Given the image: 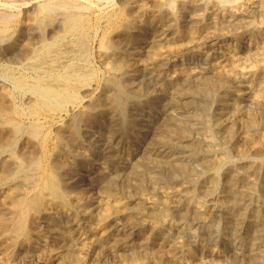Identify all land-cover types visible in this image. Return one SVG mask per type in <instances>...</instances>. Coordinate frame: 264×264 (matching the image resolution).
<instances>
[{"label":"rangeland","instance_id":"rangeland-1","mask_svg":"<svg viewBox=\"0 0 264 264\" xmlns=\"http://www.w3.org/2000/svg\"><path fill=\"white\" fill-rule=\"evenodd\" d=\"M25 1H26L25 5L22 4L20 6H16L17 8L14 7L12 9V12L14 13L15 18L8 23V30L3 34H0V69H1L0 72L2 71L0 73V106H2V107H0V117L2 116L0 118V122H1V124H0V140H1L0 141L1 142V145H0V150H1L0 151V162H4L3 164L0 163V183H1L0 184V201H1L0 202V235H1L0 236V261H2V262H0V264H5V263L6 264H39V263L40 264H90V263L91 264H102L103 260L105 261L103 264H106V263L107 264H116V262H117V264H126V260H127L128 256H129L128 259L133 258V256H134L133 259L135 260V263L139 264L138 249H137L138 248L137 244L139 241H145L146 242L147 247L145 250H146L147 256H151L152 254L157 253V252L160 253V254L157 253V256L154 258L151 257L152 259L150 257H148L146 262H149V264H155V263L156 264H166V263L167 264H177L173 260H168V256H167V252L169 250L167 239L170 237L171 234L173 236L178 235L179 238L183 242H185L192 250H195L197 248L198 244L200 242H202V240H204L206 236H208L209 234H212L214 239L217 240L216 246H213L214 249L216 250V253H217V256H214L215 257L214 259L217 260V261H215V260L214 261L217 264H219V263L220 264H264V255H263L264 254V236L261 238L259 243L254 245L249 250V249H247V245H246L245 241H243V240H231L224 233H222V232L218 233L217 231H214L213 226H212L213 221L210 218L208 220H206L204 223H201V222L196 223L195 221L193 222V220H191V219H186V221H184V222H178L179 226L177 225L178 226L177 229H175V227H173L174 226L173 223L175 221L164 220L163 221L164 227L158 233L155 232L154 230H152L151 227L147 224V222H144V220L147 219V213H146L147 210L145 209V206H144V201L146 200L145 197L147 199H152V200L156 201L157 203L161 202L163 200H167L175 192V190H178L185 185V183L183 181L169 182L165 178H162L161 181H159V183H158V186H157L158 191H155L156 194L152 193L151 191H149V189L145 188L142 191V198L140 200H138V205H136V206H133V204L130 205L132 203L130 200V197H128L126 195L124 197V194L121 193L120 191H118L119 189L118 190L113 189V190L109 191V190L105 189L104 187L102 189V186H96V185H93V184L86 182V181H82L83 183L81 182L80 183L81 185H79V186L78 185L73 186L74 188H72V187L66 188L65 191L67 193L66 192L65 193L67 195L65 193H64L65 195H63V193H60V194L58 193L59 185L57 187L58 189L55 190V193L48 189L49 180H50V178H52L51 174L55 175L54 172H52V169L50 166L52 164V162L56 161L62 165H64V163L67 162V163H65L66 165H64V166L69 167V168L71 166L73 167V165L75 164L74 167H79L80 170H82L81 174H86V172L84 170H86V169L87 170H93V172H94V170H96L98 168V166H99L98 164H100V162L105 160V157L100 150H94L92 148V146H90L88 144L87 135H85L84 133H83V135H81V143L79 145L80 147L76 146V150L81 151L80 153H82V154L86 153L85 155H89L88 161H81V159L79 157L75 156L70 151L71 146L70 147H68V146L60 147L59 146L57 149V144H58L59 139H60L62 127L66 128L67 120L72 115H79V116L82 115V113H85L86 111L89 110V108H88V107H90L89 105L93 104V102L97 99L98 95H100L102 92H110L113 90L111 84L113 83L114 78L119 76L118 71L115 68V62L118 61L119 58L121 59V60L119 59V61L122 63V65L123 66L126 65L125 66L126 68L124 67L125 73L120 77L121 80H119L120 84L124 85V86L122 85V87L127 89L129 86H131V87L137 89V88H140L142 86L141 88H143V93H142V95H140L141 97L139 96L140 99L139 98L137 99V102L139 103V105H138L139 107L137 110L138 113L136 112L134 114V117L132 119L130 118L131 121H130V119L127 121L128 127L125 131L122 130L120 122L116 121L118 118L115 114H110L108 116H104L101 118L100 122H96L95 124H92L91 126H89L92 137L96 141L99 139L97 141L98 146L101 144H109L111 147H113L117 150V153L119 154L120 157L123 156L122 158L127 157V159H129L131 157L130 156L131 153L138 154L140 152L141 146H139L137 140L144 138V136L142 134L140 135L139 131L144 126L156 125L159 122H161V119L163 120V116H164L163 110L165 108V103L170 102L168 105L169 106L168 112H170V113L173 112L172 115L174 114L179 118L180 117L183 118V117H185L186 112L189 110L186 109L183 105L181 106V102L179 99L182 97V95L184 93L183 91L185 90L186 86L188 87V86L192 85L194 82H197L202 78H210V79L212 77L216 78V75L220 76L223 74L222 72L229 71V72H227L228 76L225 78L226 82L231 84V86H238V84L239 85L241 84L240 86H242V88L244 90V94L246 97L244 99L236 98V102H237L236 103V109L228 110V114L233 115L235 112L236 113L234 116L230 117V119H226L225 121L223 120L225 118V116L219 113L220 111L217 108L218 107L217 101L215 100V102H213L214 99H208L207 105H208V109L209 108L210 109L207 112L208 115L206 114V119L208 121H211L210 116H212V114L216 115V113H217L216 118L218 119V121L220 123L223 121L222 123L231 124V126L234 128L233 131H235V132H233L234 135H233V138L230 142L227 141L225 143V142H221L220 140L219 141L217 140L218 141V143H217L218 147H215L217 149V151L219 152L216 155V159L218 161L217 169H218V171L222 172V170L226 167V165L229 161H243V162H245L246 158L248 160H254L256 158V156H257V158L259 157L260 159L261 158L262 159L260 160L259 158L258 159L256 158L255 161L261 162V164H264V158H263L264 146H262V144L264 145V122H263L264 121V103L259 104V106H255L254 104L249 103V100H248V98L254 92H256L258 90L263 91V93H264V86H263L264 85V83H263L264 77H262V76L259 77L260 74H257L259 69H264V68H262L264 66V57H263L264 56V49L262 48V47H264L263 46L264 45V40H263L264 39V28H263L264 22H262V21H264V16H263L264 15V5H263L264 0H241L243 2H240V0H239L237 3L232 4V5L231 4L223 5L220 2L218 3L217 0H206V1L205 0H176L175 4H174L175 9L173 8L172 10L168 7L166 0H86V1L90 2L91 4L93 2V4H92L90 9H86L85 11L82 12V16L84 17V19L85 20H86V18L88 19V20H86V23H87V27L90 28L89 31L87 32V34L84 36V37H86V38H84V43L85 42L86 43L84 44V47L82 49L83 52H82L80 57L79 56L78 57L77 56H72V57L70 56V60L69 61L67 60V63L65 62L66 66L64 64H61L60 66L55 67V71L58 69V71H56L57 73H63V72L70 70V69H74L75 71H77L78 81L76 80V83H75L76 85L74 84V86H73L74 87V94H75L74 98L76 101L74 99L73 100L71 99L68 102H66V104L63 105L64 107L63 106L60 108L57 107L58 110L57 109H55V110L50 109L49 110V109L45 108L46 110H44V111H46V112H44L41 109H37V110L34 109L33 106H34V102L36 100V96L32 93L21 90V89L17 88L16 86L14 88L13 82L12 81L10 82L9 78H7V76L4 74V70H7L11 73H13V72L18 73V72L22 71L24 74H26V77L29 80H31L33 78V76L35 75V73L33 70L28 68V65L31 63V61H33L36 58L35 54H32V52L34 53V51H32V50L35 49L36 47H39L38 44H41L40 40L42 38L44 39L45 36H46L45 39L48 40V39H51L54 35H56V33L61 32L60 28H62V25L59 24V22H61L60 21L61 17L59 14L54 15L51 18V21H47L48 23L51 22V24H47V22H46L45 23L46 27H45V25L40 27L36 23L35 13H33V12H35V9H34L35 6H33L34 2L31 1L32 2L31 3L28 0H25ZM216 4H218V5L216 6ZM143 7L147 8V9H145ZM257 7H259V8H257ZM202 8H204V9H202ZM137 9H139L140 11L139 10L136 11ZM209 9H211V10H209ZM200 11L202 14L200 13ZM15 13H17V14H15ZM261 13H263V14H261ZM199 14H200V17H199ZM126 15H127V17H126ZM154 16H156V17H154ZM56 17H58V18H56ZM129 17H131V18H129ZM153 17H154V19H153ZM31 18H33V19H31ZM89 18H90V20H89ZM254 19H258L259 21L254 20ZM235 20H237V21H235ZM15 21H17V22H15ZM94 21H96V22L94 23ZM233 21H234V23H233ZM250 21H252V22H250ZM227 22H228V24H227ZM244 22H245V24H244ZM187 23H189V24H187ZM238 23H239V25H238ZM248 23H250V24H248ZM93 24H94V26H93ZM191 24H193V25H191ZM106 25L108 28L106 27ZM218 25H220V26H218ZM222 25H223V28H221ZM216 26H218V27H216ZM186 27H187V29H186ZM38 28L40 29L39 30L40 33L42 30L41 34L38 32ZM162 28H164V29H162ZM234 28H236V30ZM251 28H252V30L254 29L255 32L252 31ZM230 29H232L234 32ZM36 30H37V32H36ZM127 30H128V32H127ZM162 30H164V31H162ZM177 30L179 32H177ZM249 30H251L250 34H248ZM133 31H135V32H133ZM192 31H195L194 32L195 34ZM218 31H220V32H218ZM212 32L213 33L215 32L213 34L214 35L213 37L215 40L214 39L209 40L210 37H208V36H212L211 35ZM29 33H31V34H29ZM190 34L193 37H191ZM17 35H19L20 37ZM39 36L41 37V39ZM108 36H109V38H108ZM167 36H168V38H167ZM202 38H204V39H202ZM205 38L208 40H206ZM184 39H185V41H184ZM33 40H35V41H33ZM107 40H108V42H107ZM195 40H196V42H195ZM71 41H73L72 37L67 35V36H65V38H62V40H60L58 42L57 47H59V46L64 47L67 43H70ZM180 41H181V45H180ZM109 42L111 43V45ZM115 42H120L119 43L120 45L118 43H115ZM177 42L179 43V45L177 44ZM221 42H223V43H221ZM36 43H37V45H36ZM168 43L170 45H168ZM164 44H165V50H164ZM166 44L168 46H166ZM85 45L87 47H85ZM113 45H115V46H113ZM116 45H117V47H116ZM126 45H127V47H126ZM172 45L175 47L173 48ZM150 46H152V47H150ZM153 47H155V48L153 49ZM157 47L158 48L160 47L161 49L160 48L158 49ZM31 48H32V50H31ZM113 49H115V50H113ZM122 49H123V51H121ZM137 49H139V50H137ZM253 49H254V51H253ZM257 49H258V52H256ZM117 50H119V51H117ZM133 50H135V51H133ZM151 50H154V51H151ZM106 51H107V53H106ZM127 52L128 53L132 52V53L128 54ZM141 52H142V54H141ZM148 52H149V54H148ZM143 54L146 56L148 55L147 56L148 58L146 57L147 60L149 59L148 62H147L146 58H143V57H145ZM247 54L250 55L249 58H248ZM13 55H15L14 58H13ZM28 55L31 58L30 57L28 58ZM82 55H84V56H82ZM231 56L233 59L231 58ZM255 56H257V57H255ZM27 58L30 60L28 61ZM2 59H4V60H2ZM238 59H241L243 61H241V60L238 61ZM207 60H208V62H207ZM214 60H215V62H214ZM216 60L219 62H217ZM73 61L76 63H74ZM149 61H151V62H149ZM106 62L109 64H107ZM154 62H155V64H154ZM237 62L240 64H238ZM71 63L72 64L74 63V64L72 65ZM216 63H218V64H216ZM222 63L224 64V67H223ZM234 64H235V66H234ZM77 65H78V67H77ZM106 65H108V67ZM232 65L234 66L233 68H232ZM159 66H162V67H159ZM196 67H198V68L202 67V68L197 69ZM250 67H252V68H250ZM210 68H212V69H210ZM218 68L221 70H218ZM246 68L249 70H247ZM140 69H142V70H140ZM189 69H190V71H194L195 76H188L187 78H185L184 77L185 73L187 71H189ZM222 69H225V70L222 71ZM179 70H181L182 74L179 73ZM245 70H246V72H245ZM230 71L232 73H233V71H234V73L235 72L238 73L237 74L238 78L240 77V78H242V80L238 79V78L233 79V77L231 75H229V73H231ZM80 72H81V75H85V77L84 76L81 77V75H79ZM171 73L172 74L174 73V74L172 75ZM86 74H88L87 75L88 77L86 76ZM209 74H210V76H209ZM1 76H4V77H1ZM30 76H31V79H30ZM91 76L93 77V79ZM145 76L148 80L145 78ZM150 76L152 78H150ZM155 76L157 77L158 82L163 81L164 84H166L167 88H169V86H168L169 83L172 84L173 90H170V89H167V90L162 89L161 90L160 89L161 90L160 91L158 89V87L156 86L157 84L154 82L153 78ZM199 76H201L202 78H200ZM47 77H48V79H52V76H50V77L47 76ZM3 78H5V79H3ZM79 78L81 80H84V81L87 79V81H85L86 83L84 81L79 80ZM193 78H194V81H193ZM228 78H229V80L227 81ZM259 78H262V79H259ZM6 79H8V80H6ZM58 79L54 78V80H58ZM167 80L169 81V83H167L168 82ZM187 81H189V83H187ZM254 81H255V83H254ZM82 82H84V84ZM104 82H106V83L104 84ZM235 82H237V84ZM242 83H244V84H242ZM245 83H246V85H245ZM260 84H262V85H260ZM87 85H88V87H87ZM101 85H102V87H101ZM79 86H80V90H79ZM81 86H83V87H81ZM151 86H152V88H150ZM174 86H176V88ZM96 87L97 88L99 87V88L96 89ZM92 88H94V89H92ZM103 88H105V89H103ZM156 90L157 91L159 90V92H157ZM249 90H251V91H249ZM149 91H150V93L155 94L154 95L155 98L152 97L154 99H152V98L149 99L147 97V94H148L147 92H149ZM245 91H246V93H245ZM177 92H178V94H177ZM251 92H252V94H251ZM79 93H81V94H79ZM179 93H181V94H179ZM19 95H21V96L19 97ZM9 96H11V97H9ZM15 97H17V98H15ZM73 101H74V103H70ZM147 101H149V103ZM24 103H25V105H24ZM132 103H133L132 101H129V104H132ZM153 103H155V104H153ZM248 103L250 105H248ZM7 105H8V107H7ZM5 106H6V108H5ZM82 106H83V108H82ZM162 106H164V107H162ZM69 107H70V109H69ZM78 107H80V108H78ZM176 107H178V108H176ZM213 107H215L216 109ZM16 108H18V109H16ZM10 109H11V111H10ZM23 109L25 110L26 113L24 112ZM251 109L254 111H251ZM139 111H141V112H139ZM162 111H163V113H162ZM3 113H6V114H3ZM13 113H14V115H13ZM22 113L24 115H22ZM41 115H43V116H41ZM54 115H56V116H54ZM244 115H246V117H244ZM248 116L249 117L251 116L254 118L253 120H255L254 123L256 124L255 125L256 129L246 127L247 126V123H246L247 119L246 118H248ZM235 118H237V119L235 120ZM238 120H239V122H238ZM27 121L30 122L31 124L27 123ZM6 122H8V124ZM117 122H119V123H117ZM241 122H242V124H241ZM12 123H14V124H12ZM22 124H24V125H22ZM12 125H13V127H12ZM14 125L15 126L18 125V126L15 127ZM243 125H244V127H243ZM31 126H32V128H31ZM56 129H58V130H56ZM12 131L13 132L15 131L14 132L15 134ZM23 131H25V132H23ZM11 132L13 134H11ZM33 132L35 135L33 134ZM256 132H258V133H256ZM30 134H32L33 136ZM253 137L255 140L253 139ZM9 138H11V139H9ZM239 140H240V142H239ZM17 141H18V143H17ZM241 141H243V142H241ZM253 141H254V143H253ZM28 142H30V143H28ZM46 142H48V143H46ZM219 143H220V145H219ZM240 143L243 146L240 145ZM233 145H235V146H233ZM228 146H230V147H228ZM7 147H9V149ZM248 147H249V149H248ZM100 148H101V146H100ZM20 149H22V150H20ZM37 150L39 151V154H38ZM240 151H243L245 154L247 153L248 155L246 154V156H243L244 157L243 158L240 156ZM10 152H11V156L8 155V154H10ZM32 152H33V154H32ZM66 152H67V154H66V158H65ZM60 153L62 156L60 155ZM253 153H255V154H253ZM52 155H53L54 159L52 158ZM218 155L219 156L222 155V156L219 157ZM251 156H253L254 159ZM25 157H26V160H25ZM72 160H74V161H72ZM226 160H227V162H226ZM50 161H52V162H50ZM15 163L21 164L20 170L17 171V169L15 168V165H16ZM246 163H247V161H246ZM27 164H28V166H27ZM34 164H36V165H34ZM38 164H39V166H38ZM82 164H84V165H82ZM12 166H13V168H12ZM34 167H35V170L32 169ZM22 171H23V173H22ZM29 171H31V172H29ZM18 173H19V175H18ZM34 173H36V174H34ZM92 175L93 174H91V176ZM29 176H31V177H29ZM9 177H11L12 179ZM254 177L258 183L257 184L258 193L260 195H262V197H264V174L262 176H259V174H256V175H254ZM7 181H8V183H6ZM25 182H26V184H25ZM168 182L170 185L168 184ZM28 183L29 184L31 183L30 184L31 186ZM6 184H8V186ZM45 184H47V185L45 187H43ZM172 187H175V188H172ZM18 188H21V189H18ZM23 188H24V190H23ZM40 189H42V190H40ZM69 189H71V190H69ZM172 190H174V192ZM23 191H25V193ZM31 191L33 193H31ZM87 191L90 195L87 193ZM115 191H117V193ZM70 193L71 194H74V193L79 194L83 198L82 208L78 209V208L72 206V202L70 200H68L69 199L68 195ZM3 194H5L6 196ZM61 195L64 197H61ZM85 195H86V197H85ZM157 195H159V197ZM163 195H164V197H163ZM2 196H3V198H1ZM13 196H15V197H13ZM56 196H57V198H56ZM19 197H21V198H19ZM103 197L104 198L106 197V198L104 199ZM61 198H63V199H61ZM16 199H18V200H16ZM211 199L213 200L214 196H210V198L209 197L205 198V200H202V204L205 207H209L211 205V201H212ZM31 200H34V202ZM104 200H106V201H104ZM27 202H28V204H26ZM100 203H104V205H106L107 211L100 210V212H98L96 215H94V213L92 212L94 210L93 207L95 208L97 205H100ZM9 204L10 205L12 204V206H9ZM22 205L24 208L22 207ZM66 206H67V208H66ZM68 207H70V208H68ZM85 207H87V208H85ZM4 209H5V211H2ZM20 210L25 211L24 212V224L27 223L26 226H28V227L24 228V232L22 234L25 235L26 239L22 234L15 236L11 232V230H9V228H11L10 224L11 225L14 224L15 220H17V218L19 217L20 212H21ZM39 210H41V211H39ZM110 210H114V211H116L117 214H119L118 218L116 219L118 224L115 227L112 226L111 223L106 218V213L109 212ZM51 211H52V213H51ZM11 212H12V214H11ZM28 214H30V215H28ZM37 214H38V216H37ZM103 214H105V215H103ZM91 216H93V217H91ZM88 218L92 221H90ZM76 219H78V220H76ZM29 220L32 222H29ZM151 221L153 224H155V222H156V220L154 218H152ZM2 223H4L5 225L3 226ZM59 224H60V227H59ZM137 224H141L142 227L139 229H135L134 227ZM48 225H50V226H48ZM91 225L95 226V227H92ZM36 227H37V230H36ZM61 227H63V228H61ZM28 228L30 229L31 234L27 238L26 232H27ZM87 228H88V230H87ZM44 229L47 231H45ZM53 229H54V231H53ZM32 230H34V231L32 232ZM7 231H8V234H7ZM45 232H48L49 234L45 233ZM74 232H76V234ZM53 233H56L57 236L60 238L59 242H56L53 239ZM81 233H82V235H81ZM88 233H89V235H87ZM62 236H64V237H62ZM129 237H131V239H132L130 246H128L125 249H120L117 245L118 244L117 242L121 241V240H119V238L124 240V239L129 238ZM42 238L44 239L45 243H44ZM88 238H89V240H88ZM77 239L81 243L80 244L77 243L74 245V243L76 242ZM61 241H63V242H61ZM3 242H5V243H3ZM31 242H33V243H31ZM15 243H16V245H15ZM100 243H101V245H100ZM71 246H74V248ZM262 246H263V248H262ZM39 247H41V249ZM42 247H43V249H42ZM47 247H48V249H47ZM53 249H54V251H53ZM65 251H67V252L69 251V252L66 253ZM4 252H7V254ZM56 252L58 254H60V253H64V254L60 255L61 258L56 257V259H55ZM103 254L105 256H107V258L105 256L103 258ZM45 257H47V259ZM90 258H92V259H90ZM208 259L209 260H207V263L210 264L211 258H208ZM7 260H8V262H7ZM108 260H109V263H108ZM14 261H16L17 263ZM112 261L114 263H112ZM221 261L223 263H221ZM146 262H145V264H146ZM185 264H196V263L193 260L189 259L186 261Z\"/></svg>","mask_w":264,"mask_h":264},{"label":"bare ground","instance_id":"bare-ground-1","mask_svg":"<svg viewBox=\"0 0 264 264\" xmlns=\"http://www.w3.org/2000/svg\"><path fill=\"white\" fill-rule=\"evenodd\" d=\"M34 2L35 6V18L36 23L41 27L45 25L46 22L51 21V18L59 14L61 17V22L59 24L62 25L61 32L56 33L51 39L46 40L41 39L40 37V43L38 44L39 47H36L35 49L31 50L34 51L32 54H35V59L31 61V63L28 65V68L34 71L35 75L33 78L29 80L26 77V74H24L22 71L18 73H11L7 70H4V74L9 78L10 82H13L14 88L15 86L21 90L27 91L29 93H32L36 96V100L34 102V109H41L46 110L52 109L55 110L60 107H62L66 102L69 100H75V94H74V84L76 83V80L78 81L77 77V71L74 69L67 70L63 73H57L58 69L55 71V67L60 66L61 64L65 65V62L67 63V60H70V56H81L83 52L84 47V37L90 28L87 27L86 20L82 16V12L86 9H90L92 4L86 0H28ZM168 7L172 10L174 8V4L176 0H166ZM206 1V0H205ZM204 1V2H205ZM218 3H222L223 5H229V4H235L239 0H217ZM31 2V3H32ZM95 2V1H94ZM240 2H243L240 0ZM262 2V1H261ZM25 0H0V34L5 33L8 30V23L12 21L15 18L14 13L12 12V9L16 6H20L22 4L25 5ZM203 4V3H202ZM103 5V4H102ZM165 5V4H164ZM207 5V4H206ZM218 4H216L217 6ZM264 5V4H263ZM97 6V5H96ZM205 6V5H204ZM203 6V7H204ZM262 6V5H261ZM102 7V6H101ZM166 7V6H165ZM225 7V6H224ZM17 8V7H16ZM145 8V7H143ZM181 8V7H180ZM259 8V7H257ZM263 8V7H262ZM147 9V8H145ZM165 9V8H164ZM175 9V8H174ZM182 9V8H181ZM204 9V8H202ZM261 9V8H260ZM18 10V9H17ZM137 9L136 11H138ZM206 10V9H205ZM211 10V9H209ZM262 10V9H261ZM88 11V10H87ZM92 11V10H91ZM114 11V10H113ZM140 11V10H139ZM202 11V10H201ZM200 11V13H201ZM112 12V11H111ZM133 12V11H132ZM171 12V11H170ZM204 12V11H203ZM32 13V12H31ZM30 13V14H31ZM32 13V14H33ZM134 13V12H133ZM132 13V14H133ZM260 13V12H259ZM17 14V13H15ZM135 14V13H134ZM202 14V13H201ZM238 14V13H237ZM258 14V13H257ZM263 14V13H261ZM58 15V16H59ZM97 15V14H96ZM130 15V14H129ZM170 15V14H169ZM177 15V14H176ZM17 16V15H16ZM34 16V15H33ZM32 16V17H33ZM111 16V15H110ZM173 16V15H172ZM215 16V15H214ZM264 16V15H263ZM127 17V15H126ZM156 17V16H154ZM153 17V19H154ZM200 17V14H199ZM58 18V17H56ZM131 18V17H129ZM173 18V17H172ZM176 18V17H175ZM33 19V18H31ZM116 19V18H115ZM119 19V18H118ZM170 19V18H169ZM200 19V18H199ZM238 19V18H237ZM259 19V18H258ZM254 19V20H258ZM30 20V19H29ZM90 20V18H89ZM127 20V19H126ZM176 20V19H175ZM230 20V19H229ZM260 20V19H259ZM258 20V21H259ZM18 21V20H17ZM15 21V22H17ZM171 21V20H170ZM237 21V20H235ZM239 21V20H238ZM257 21V22H258ZM92 22V21H91ZM96 21H94L95 23ZM126 22V21H125ZM124 22V23H125ZM201 22V21H200ZM252 22V21H250ZM254 22V21H253ZM264 22V21H262ZM14 23V22H13ZM154 23V22H153ZM212 23V22H211ZM221 23V22H220ZM224 23V22H223ZM234 23V21H233ZM242 23V22H241ZM34 24V23H33ZM47 24H51L47 22ZM127 24V23H126ZM129 24V23H128ZM135 24V23H134ZM151 24V23H150ZM167 24V23H166ZM175 24V23H174ZM178 24V23H177ZM189 24V23H187ZM194 24V23H193ZM191 24V25H193ZM204 24V23H203ZM228 24V22H227ZM245 24V22H244ZM250 24V23H248ZM261 24V23H260ZM264 24V23H263ZM36 25V24H35ZM138 25V24H137ZM168 25V24H167ZM181 25V24H180ZM221 25V24H220ZM218 25V26H220ZM224 25V24H223ZM223 25L221 28H223ZM239 25V23H238ZM94 26V24H93ZM128 26V25H127ZM175 26V25H174ZM195 26V25H194ZM216 26V27H218ZM225 26V25H224ZM237 26V25H236ZM244 26V25H243ZM255 26V25H254ZM44 27V28H45ZM107 27V25H106ZM132 27V26H131ZM130 27V28H131ZM138 27V26H137ZM136 27V28H137ZM165 27V26H164ZM230 27V26H229ZM241 27V26H240ZM256 27V26H255ZM92 28V27H91ZM108 28V27H107ZM111 28V27H110ZM134 28V27H133ZM166 28V27H165ZM168 28V27H167ZM204 28V27H203ZM228 28V27H227ZM231 28V27H230ZM250 28V27H249ZM254 28V27H253ZM257 28V27H256ZM255 28V29H256ZM264 28V27H263ZM43 29V28H42ZM95 29V28H94ZM132 29V28H131ZM164 29V28H162ZM187 29V27H186ZM217 29V28H216ZM226 29V28H225ZM236 30V28H234ZM40 29L38 28V32ZM45 30V29H44ZM121 30V29H120ZM119 30V31H120ZM133 30V29H132ZM197 30V29H196ZM212 30V29H211ZM214 30V29H213ZM232 30V29H230ZM244 30V29H243ZM252 30V28H251ZM251 30H249L248 34L251 33ZM10 31V30H9ZM125 31V30H124ZM164 31V30H162ZM206 31V30H205ZM233 31V30H232ZM254 31V29L252 30ZM258 31V30H257ZM37 32V30H36ZM44 32V31H43ZM109 32V31H108ZM128 32V30H127ZM132 32V31H131ZM135 32V31H133ZM177 32H179L177 30ZM193 33L195 31H192ZM207 32V31H206ZM220 32V31H218ZM234 32V31H233ZM245 32V31H244ZM255 32V31H254ZM42 33V30H41ZM40 33V34H41ZM115 33V32H114ZM185 33V32H184ZM215 33V32H214ZM212 32V36L209 40L214 39V34ZM226 33V32H225ZM25 34V33H24ZM31 34V33H29ZM119 34V33H118ZM174 34V33H173ZM192 34V33H191ZM190 34V36H191ZM195 34V33H194ZM237 34V33H236ZM239 34V33H238ZM255 34V33H254ZM22 35V34H21ZM44 35V34H43ZM72 37V40L70 43H67L64 47H57L58 42L62 40V38H65V36ZM131 35V34H130ZM165 35V34H164ZM243 35V34H242ZM19 36V35H17ZM30 36V35H29ZM38 36V35H37ZM231 36V35H230ZM238 36V35H237ZM236 36V37H237ZM2 37V36H1ZM20 37V36H19ZM31 37V36H30ZM29 37V38H30ZM38 37V38H39ZM157 37V36H156ZM155 37V38H156ZM160 37V36H159ZM172 37V36H171ZM193 37V36H191ZM200 37V36H199ZM235 37V36H234ZM32 38V37H31ZM35 38V37H34ZM33 38V39H34ZM37 38V37H36ZM88 38V37H87ZM107 38V37H106ZM109 38V36H108ZM158 38V37H157ZM168 38V36H167ZM190 38V37H189ZM220 38V37H219ZM226 38V37H225ZM239 38V37H238ZM237 38V39H238ZM2 39V38H1ZM26 39V38H25ZM113 39V38H112ZM151 39V38H150ZM149 39V40H150ZM153 39V38H152ZM162 39V38H161ZM186 39V38H185ZM184 39V41H185ZM188 39V38H187ZM204 39V38H202ZM206 39V38H205ZM31 40V39H30ZM39 40V39H38ZM189 40V39H188ZM208 40V39H206ZM215 40V39H214ZM239 40V39H238ZM264 40V39H263ZM11 41V40H10ZM35 41V40H33ZM64 41V40H63ZM89 41V40H88ZM115 41V40H114ZM117 41V40H116ZM165 41V40H164ZM183 41V40H182ZM190 41V40H189ZM225 41V40H224ZM39 42V41H38ZM69 42V41H68ZM108 42V40H107ZM196 42V40H195ZM241 42V41H240ZM110 43V42H109ZM120 43V42H115ZM127 43V42H126ZM154 43V42H153ZM152 43V44H153ZM186 43V42H185ZM213 43V42H212ZM223 43V42H221ZM226 43V42H225ZM236 43V42H235ZM125 44V43H124ZM123 44V45H124ZM155 44V43H154ZM179 45V43L177 42ZM215 44V43H214ZM218 44V43H217ZM261 44V43H260ZM10 45V44H9ZM37 45V43H36ZM111 45V43H110ZM120 45V44H119ZM149 45V44H148ZM156 45V44H155ZM168 45H170L168 43ZM166 44V46H168ZM181 45V41H180ZM184 45V44H183ZM206 45V44H205ZM115 46V45H113ZM157 46V45H156ZM155 46V47H156ZM160 46V45H159ZM173 46V45H172ZM187 46V45H186ZM264 46V45H263ZM23 47V46H22ZM85 47H87L85 45ZM111 47V46H110ZM117 47V45H116ZM119 47V46H118ZM127 47V45H126ZM152 47V46H150ZM153 47V49L155 48ZM175 46H173L174 48ZM183 47V46H182ZM196 47V46H195ZM123 48V47H122ZM146 48V47H145ZM158 48V47H157ZM160 48V47H159ZM158 48V49H159ZM191 48V47H190ZM264 49V47H262ZM128 49V48H127ZM161 49V48H160ZM163 49V48H162ZM168 49V48H167ZM196 49V48H195ZM204 49V48H203ZM221 49V48H220ZM11 50V49H10ZM30 50V51H31ZM86 50V49H85ZM115 50V49H113ZM139 50V49H137ZM164 50H165V44H164ZM181 50V49H180ZM29 51V50H28ZM27 51V52H28ZM119 51V50H117ZM123 51V49L121 50ZM135 51V50H133ZM154 51V50H151ZM156 51V50H155ZM159 51V50H158ZM228 51V50H227ZM254 51V49H253ZM8 52V51H7ZM86 52V51H85ZM84 52V53H85ZM174 52V51H173ZM198 52V51H197ZM208 52V51H207ZM241 52V51H240ZM252 52V51H251ZM258 52V49L257 51ZM30 53V52H29ZM87 53V52H86ZM107 53V51H106ZM121 53V52H120ZM128 53V52H127ZM132 53V52H129ZM128 53V54H129ZM151 53V52H150ZM158 53V52H157ZM179 53V52H178ZM250 53V52H249ZM15 54V53H14ZM31 54V53H30ZM142 54V52H141ZM149 54V52H148ZM206 54V53H205ZM204 54V55H205ZM232 54V53H231ZM237 54V53H236ZM243 54V53H242ZM259 54V53H258ZM86 55V54H85ZM144 55V54H143ZM175 55V54H174ZM233 55V54H232ZM240 55V54H239ZM248 58H249V54ZM11 56V55H10ZM15 55H13L14 58ZM25 56V55H24ZM84 56V55H82ZM88 56V55H87ZM146 58L147 56L144 55ZM258 56V55H257ZM255 56V57H257ZM12 57V56H11ZM17 57V56H16ZM27 57V56H26ZM30 56L28 55V58ZM108 57V56H107ZM123 57V56H122ZM136 57V56H135ZM142 57V56H141ZM152 57V56H151ZM242 57V56H241ZM262 57V56H261ZM264 57V56H263ZM5 58V57H4ZM27 58V59H28ZM31 58V57H30ZM33 58V57H32ZM86 58V57H85ZM148 58V57H147ZM146 58V60H147ZM150 58V57H149ZM159 58V57H158ZM162 58V57H161ZM232 58V56H231ZM236 58V57H235ZM244 58V57H243ZM242 58V59H243ZM259 58V57H258ZM24 59V58H23ZM74 59V58H73ZM111 59V58H110ZM113 59V58H112ZM115 59V58H114ZM118 59V58H117ZM120 59V58H119ZM115 62V68L118 71V77H115L113 80L112 88L113 90L110 92H102L100 95H98L97 99L93 102L92 105H89L90 107L88 111L85 113H82V115H72L67 120V126L66 128L61 129V135L59 142L57 144L58 147H70V151L77 157L81 159V161H88V156L80 153L81 151L76 150V146H79L81 143V135L83 133L87 135L88 138V144L92 146L94 150H100L105 160L100 162L98 164V168L96 170H84L86 174H81V171L79 167H73L71 166L66 167L65 162L64 165L54 161L52 162L51 169L52 172H54L55 175H52V178H50L48 183V189L50 191H53L55 193V190L58 189V193H63L65 195L67 192L65 191L66 188H74L73 186L81 185L80 183L82 181L89 182L96 186H102L109 191L113 189H119L121 193L130 197L131 204L133 206L138 205V200L142 198V191L147 188L152 193H155L157 190V186L159 181H161L162 178H165L169 182H177V181H183L185 185L178 189V190H172L174 193L167 199L163 200L161 202H156L152 199H147L145 197L144 206L147 210V219L144 220V222H147V224L151 227L152 230L155 232H159L163 229V221L164 220H170L175 221L173 223V227L175 229L178 228V222H184L186 219H191L193 222L196 223L201 222L204 223L209 218L212 219L213 223V230L217 231L218 233H224L227 235V237L231 240H243L246 242L247 249H251L254 245L260 242L261 238L264 236V197L258 193L257 189V181L255 180L254 175L259 174V176H262L264 174V164H261V162H257L254 160H248L246 158V161H229L226 165V167L221 171H218L217 165L218 161L216 159L217 149L215 147H218L217 143L220 140L221 142H230L233 138V127L231 124H225L220 123L218 119L216 118L215 114H212L210 116L211 121H208L206 119V114L209 111L208 109V99H214L217 101V108L220 111L219 113L224 115L226 119H230V117L234 116L228 114V110L236 109V98L244 99L246 96L244 94V90L242 86L238 84V86H231L228 82H226V77L228 76L227 72H222L223 74L220 76L216 75V78L212 77L210 78H202L199 76L200 79L197 82H194L190 86H186L185 90L183 91L182 97L179 99L181 102V106L183 105L186 109L189 111L186 112L185 117L179 118L176 115H172V113L168 112L169 109V103H165L164 108V116L163 120L161 119V122H157L156 125H147L141 128L140 135L142 134L144 136L143 139H138L137 142L140 148V152L138 154H130V158H122L117 153V150L113 147H111L109 144H101L97 145V141L92 137V134L90 132L89 126L92 124H95L96 122H100L101 118L104 116H108L110 114H115L117 116V120L119 121L122 127V130L127 129V121L134 117V114L138 113V105L137 99L140 95L143 93V88H133L129 86L127 89L122 87L119 80H121V76L125 73V69L122 63L119 61ZM142 59V58H141ZM212 59V58H211ZM229 59V58H228ZM233 59V58H232ZM246 59V58H245ZM257 59V58H256ZM4 60V59H2ZM16 60V59H15ZM30 59H28L29 61ZM77 60V59H76ZM85 60V59H84ZM121 60V59H120ZM145 60V61H146ZM149 60V59H148ZM147 60V62H148ZM174 60V59H173ZM230 60V59H229ZM241 59H238V61ZM250 60V59H249ZM255 60V59H254ZM263 60V59H262ZM72 61V60H71ZM107 61V60H106ZM141 61V60H140ZM217 61V60H216ZM243 61V60H241ZM240 61V62H241ZM258 61V60H257ZM25 62V61H24ZM74 62V61H73ZM85 62V61H84ZM146 62V63H147ZM151 62V61H149ZM208 62V60H207ZM210 62V61H209ZM215 62V60H214ZM219 62V61H217ZM225 62V61H224ZM223 62V63H224ZM260 62V61H259ZM28 63V62H27ZM76 63V62H74ZM73 63V64H74ZM83 63V62H82ZM107 63V62H106ZM137 63V62H136ZM211 63V62H210ZM222 63V64H223ZM238 63V62H237ZM6 64V63H5ZM20 64V63H19ZM72 64V63H71ZM72 64V65H73ZM81 64V63H80ZM109 64V63H107ZM155 64V62H154ZM162 64V63H161ZM218 64V63H216ZM227 64V63H226ZM231 64V63H230ZM240 64V63H238ZM8 65V64H7ZM18 65V64H17ZM76 65V64H75ZM90 65V64H89ZM88 65V66H89ZM137 65V64H136ZM215 65V64H214ZM213 65V66H214ZM19 66V65H18ZM66 66V65H65ZM108 67V65H106ZM145 66V65H144ZM147 66V65H146ZM150 66V65H149ZM206 66V65H205ZM209 66V65H208ZM218 66V65H217ZM227 66V65H226ZM235 66V64H234ZM232 65V68L234 67ZM27 67V66H26ZM76 67V66H75ZM74 67V68H75ZM78 67V65H77ZM142 67V66H141ZM151 67V66H150ZM162 67V66H159ZM158 67V68H159ZM216 67V66H215ZM219 67V66H218ZM224 67V64H223ZM222 67V68H223ZM260 67V66H259ZM16 68V67H15ZM18 68V67H17ZM25 68V67H24ZM27 68V69H28ZM60 68V67H59ZM66 68V67H65ZM71 68V67H70ZM80 68V67H79ZM126 68V67H125ZM197 69L202 67H196ZM206 68V67H205ZM238 68V67H237ZM252 68V67H250ZM264 68V66L262 67ZM84 69V68H83ZM82 69V70H83ZM143 69V68H142ZM140 69V70H142ZM146 69V68H145ZM144 69V70H145ZM161 69V68H160ZM191 69V68H190ZM187 71L185 73V78L188 76H195L194 71ZM195 69V68H194ZM212 69V68H210ZM217 69V68H216ZM241 69V68H240ZM247 69V68H246ZM1 70V69H0ZM23 70V69H22ZM63 70V69H62ZM81 70V71H82ZM89 70V69H88ZM93 70V69H92ZM143 70V71H144ZM193 70V69H192ZM203 70V69H202ZM218 70H221L218 68ZM225 69H222V71ZM231 70V69H230ZM249 70V69H247ZM13 71V70H12ZM15 71V70H14ZM26 71V70H25ZM79 71V70H78ZM85 71V70H84ZM96 71V70H95ZM115 71V70H114ZM201 71V70H200ZM208 71V70H207ZM216 71V70H215ZM236 71V70H235ZM244 71V70H243ZM255 71V70H254ZM257 71V70H256ZM2 72V71H1ZM0 72V73H1ZM88 72V71H87ZM148 72V71H147ZM154 72V71H153ZM197 72V71H196ZM212 72V71H211ZM231 72V71H230ZM246 72V70H245ZM176 73V72H175ZM179 73H181V70H179ZM30 74V73H29ZM113 74V73H112ZM128 74V73H127ZM139 74V73H138ZM172 74V73H171ZM174 74V73H173ZM172 74V75H173ZM184 74V73H183ZM238 73H229L233 77V79L238 78ZM245 74V73H244ZM255 74V73H254ZM257 74H260L259 77H264V69H259ZM81 75V72L79 73ZM88 74H86L87 76ZM98 75V74H97ZM108 75V74H107ZM110 75V74H109ZM149 75V74H148ZM153 75V74H152ZM208 75V74H207ZM47 76H52V79H48ZM85 75H81V77ZM111 76V75H110ZM142 76V75H141ZM147 76V75H146ZM145 76V78H146ZM171 76V75H170ZM198 76V75H197ZM205 76V75H204ZM203 76V77H204ZM210 76V74H209ZM244 76V75H243ZM250 76V75H249ZM4 77V76H1ZM88 77V76H87ZM92 77V76H91ZM97 77V76H96ZM165 77V76H164ZM172 77V76H171ZM170 77V78H171ZM207 77V76H206ZM242 77V76H241ZM252 77V76H251ZM54 78L58 80H54ZM150 78H152L150 76ZM167 78V77H166ZM169 78V77H168ZM192 78V77H191ZM5 79V78H3ZM93 79V77H92ZM100 79V78H99ZM141 79V78H140ZM147 79V78H146ZM154 82L157 84L156 86L160 90H173V85L169 83V79L167 80L169 83V88L166 87V84H164L163 81L158 82L157 77L155 76ZM165 79V78H164ZM196 79V78H195ZM241 79L242 78H238ZM262 79V78H259ZM258 79V80H259ZM264 79V78H263ZM8 80V79H6ZM79 80H81L79 78ZM142 80V79H141ZM148 80V79H147ZM166 80V79H165ZM184 80V79H183ZM182 80V81H183ZM187 80V79H186ZM189 80V79H188ZM229 78L227 79V81ZM256 80V79H255ZM84 81V80H81ZM87 81V79L85 80ZM84 81V82H85ZM110 81V80H109ZM108 81V82H109ZM125 81V80H124ZM194 81V78H193ZM235 81V80H234ZM244 81V80H243ZM242 81V82H243ZM246 81V80H245ZM84 82H82L84 84ZM91 82V81H90ZM98 82V81H97ZM96 82V83H97ZM86 83V82H85ZM106 82H104L105 84ZM136 83V82H135ZM144 83V82H143ZM189 83V81H187ZM191 83V82H190ZM228 83V84H227ZM232 83V82H231ZM237 84V82H235ZM255 83V81H254ZM253 83V84H254ZM264 83V81H263ZM262 83V84H263ZM95 84V83H94ZM174 84V83H173ZM178 84V83H177ZM244 84V83H242ZM260 84V85H262ZM76 85V84H75ZM78 85V84H77ZM127 85V84H126ZM147 85V84H146ZM150 85V84H149ZM176 85V84H175ZM246 85V83H245ZM12 86V85H11ZM124 86V85H123ZM128 86V85H127ZM133 86V85H132ZM145 86V85H144ZM264 86V85H263ZM83 87V86H81ZM88 87V85H87ZM90 87V86H89ZM102 87V85H101ZM104 87V86H103ZM138 87V86H137ZM146 87V86H145ZM176 88V86H174ZM99 88V87H98ZM96 87V89H98ZM106 88V87H105ZM103 88V89H105ZM152 88V86L150 87ZM174 88V89H175ZM181 88V87H180ZM183 88V89H184ZM250 88V87H249ZM252 88V87H251ZM94 89V88H92ZM149 89V88H148ZM12 90V89H11ZM80 90V86H79ZM159 90L157 92H159ZM160 90V91H161ZM253 90V89H252ZM76 91V90H75ZM145 91V90H144ZM169 91V90H168ZM251 91V90H249ZM22 92V91H21ZM152 92V91H151ZM253 92V91H252ZM251 92V94H252ZM26 93V92H25ZM77 93V92H76ZM146 93V92H145ZM147 97L151 99L154 97L155 94H152L147 92ZM156 93V92H155ZM246 93V91H245ZM248 93V92H247ZM81 94V93H79ZM92 94V93H91ZM157 94V93H156ZM166 94V93H165ZM170 94V93H169ZM178 94V92H177ZM181 94V93H179ZM250 94V93H249ZM3 95V94H2ZM22 95V94H21ZM19 95V97L21 96ZM83 95V94H82ZM88 95V94H87ZM86 95V96H87ZM4 96V95H3ZM16 96V95H15ZM32 96V95H31ZM181 96V95H180ZM248 96V95H247ZM8 97V96H7ZM11 97V96H9ZM141 97V96H140ZM146 97V96H145ZM144 97V98H145ZM170 97V96H169ZM174 97V96H173ZM178 97V96H177ZM4 98V97H3ZM17 98V97H15ZM80 98V97H79ZM86 98V97H85ZM155 98V97H154ZM152 98V99H154ZM35 99V98H34ZM140 99V98H139ZM168 99V98H167ZM166 99V100H167ZM173 99V98H172ZM17 100V99H16ZM157 100V99H156ZM161 100V99H160ZM249 103L254 104L255 106H259V104L264 103V93L263 91H256L254 92L249 98ZM15 101V100H14ZM21 101V100H20ZM76 101V100H75ZM129 101H132V104H129ZM155 101V100H154ZM175 101V100H174ZM178 101V100H177ZM19 102V101H18ZM31 102V101H30ZM89 102V101H88ZM149 103V101H147ZM163 102V101H162ZM22 103V102H21ZM70 103H74L70 102ZM82 103V102H81ZM164 103V102H163ZM248 103V105H250ZM6 104V103H5ZM28 104V103H27ZM78 104V103H77ZM80 104V103H79ZM155 104V103H153ZM152 104V105H153ZM25 105V103H24ZM33 105V104H32ZM75 105V104H74ZM81 105V104H80ZM87 105V104H86ZM215 105V104H214ZM18 106V105H17ZM158 106V105H157ZM211 106V105H210ZM2 107V106H0ZM8 107V105H7ZM23 107V106H22ZM58 107V108H57ZM64 107V106H63ZM67 107V106H66ZM65 107V108H66ZM87 107V106H86ZM148 107V106H147ZM164 107V106H162ZM212 107V106H211ZM262 107V106H261ZM6 108V106H5ZM11 108V107H10ZM28 108V107H27ZM80 108V107H78ZM83 108V106H82ZM158 108V107H157ZM178 108V107H176ZM215 108V107H213ZM250 108V107H249ZM18 109V108H16ZM70 109V107H69ZM172 109V108H171ZM216 109V108H215ZM24 110V109H23ZM40 110V111H41ZM62 110V109H61ZM68 110V109H67ZM140 110V109H139ZM162 110V109H161ZM178 110V109H177ZM213 110V109H212ZM256 110V109H255ZM11 111V109H10ZM17 111V110H16ZM27 111V110H26ZM42 111V112H43ZM66 111V110H65ZM64 111V112H65ZM74 111V110H73ZM162 111V113H163ZM181 111V110H180ZM251 111H254L251 109ZM262 111V110H261ZM23 112V111H22ZM25 112V110H24ZM46 112V111H44ZM71 112V111H70ZM141 112V111H139ZM178 112V111H177ZM218 112V111H217ZM26 113V112H25ZM32 113V112H31ZM81 113V112H80ZM158 113V112H157ZM231 113V112H230ZM252 113V112H251ZM258 113V112H257ZM262 113V112H261ZM6 114V113H3ZM75 114V113H74ZM177 114V113H176ZM12 115V114H11ZM14 115V113H13ZM22 115H24L22 113ZM59 115V114H58ZM65 115V114H64ZM137 115V114H136ZM178 115V114H177ZM181 115V114H180ZM208 115V114H207ZM210 115V114H209ZM242 115V114H241ZM30 116V115H29ZM37 116V115H36ZM43 116V115H41ZM50 116V115H49ZM56 116V115H54ZM139 116V115H138ZM160 116V115H159ZM223 116V117H224ZM2 117V116H1ZM0 117V118H1ZM40 117V116H39ZM177 117V118H176ZM246 117V115H244ZM251 117V116H250ZM246 118L247 128H255V123L253 120L254 118ZM60 118V117H59ZM62 118V117H61ZM144 118V117H143ZM146 118V117H145ZM155 118V117H154ZM222 118V117H221ZM25 119V118H24ZM33 119V118H32ZM130 119V121H131ZM150 119V118H149ZM209 119V118H208ZM237 118H235L236 120ZM239 119V118H238ZM26 120V119H25ZM42 120V119H41ZM55 120V119H54ZM58 120V119H57ZM63 120V119H62ZM35 121V120H34ZM40 121V120H39ZM137 121V120H136ZM155 121V120H154ZM230 121V120H229ZM263 121V120H262ZM5 122V121H4ZM15 122V121H14ZM44 122V121H43ZM61 122V121H60ZM117 122V123H119ZM145 122V121H144ZM151 122V121H150ZM233 122V121H232ZM239 122V120H238ZM264 122V121H263ZM3 123V122H2ZM8 124V122H6ZM10 123V122H9ZM21 123V122H20ZM23 123V122H22ZM27 123H30L27 121ZM108 123V122H107ZM155 123V122H154ZM227 123V122H226ZM229 123V122H228ZM1 124V122H0ZM5 124V123H4ZM14 124V123H12ZM31 124V123H30ZM39 124V123H38ZM37 124V125H38ZM109 124V123H108ZM131 124V123H130ZM240 124V123H239ZM238 124V125H239ZM242 124V122H241ZM11 125V124H10ZM24 125V124H22ZM27 125V124H26ZM110 125V124H109ZM117 125V124H116ZM237 125V126H238ZM15 126V125H14ZM18 126V125H16ZM15 126V127H16ZM30 126V125H29ZM51 126V125H50ZM59 126V125H58ZM62 126V125H61ZM13 127V125H12ZM28 127V126H27ZM34 127V126H33ZM36 127V126H35ZM52 127V126H51ZM138 127V126H137ZM136 127V128H137ZM244 127V125H243ZM21 128V127H20ZM23 128V127H22ZM32 128V126H31ZM37 128V127H36ZM60 128V127H59ZM120 128V127H119ZM133 128V127H132ZM24 129V128H23ZM39 129V128H38ZM41 129V128H40ZM109 129V128H108ZM256 129V128H255ZM258 129V128H257ZM27 130V129H26ZM58 130V129H56ZM111 130V129H110ZM119 130V129H118ZM136 130V129H135ZM34 131V130H33ZM46 131V130H45ZM137 131V130H136ZM257 131V130H256ZM2 132V131H1ZM9 132V131H8ZM13 132V131H12ZM11 132V134H13ZM25 132V131H23ZM38 132V131H37ZM40 132V131H39ZM99 132V131H98ZM116 132V131H115ZM3 133V132H2ZM17 133V132H16ZM96 133V132H95ZM94 133V134H95ZM114 133V132H113ZM124 133V132H123ZM258 133V132H256ZM15 134V133H14ZM27 134V133H26ZM34 134V132H33ZM101 134V133H100ZM106 134V133H105ZM117 134V133H116ZM8 135V134H7ZM23 135V134H22ZM32 135V134H30ZM35 135V134H34ZM56 135V134H55ZM108 135V134H107ZM111 135V134H110ZM134 135V134H133ZM138 135V134H137ZM10 136V135H9ZM14 136V135H13ZM16 136V135H15ZM33 136V135H32ZM12 137V136H11ZM25 137V136H24ZM27 137V136H26ZM104 137V136H103ZM122 137V136H121ZM243 137V136H242ZM250 137V136H249ZM21 138V137H20ZM139 138V137H138ZM251 138V137H250ZM257 138V137H256ZM2 139V138H1ZM11 139V138H9ZM18 139V138H17ZM242 139V138H241ZM240 139V140H241ZM254 139V137H253ZM13 140V139H12ZM11 140V141H12ZM117 140V139H116ZM218 140V141H217ZM239 140V142H240ZM255 140V139H254ZM1 141V140H0ZM10 141V142H11ZM119 141V140H118ZM129 141V140H128ZM3 142V141H2ZM102 142V141H101ZM243 142V141H241ZM249 142V141H248ZM18 143V141H17ZM30 143V142H28ZM48 143V142H46ZM85 143V142H84ZM105 143V142H104ZM133 143V142H132ZM236 143V142H235ZM254 143V141H253ZM14 144V143H13ZM118 144V143H117ZM116 144V145H117ZM134 144V143H133ZM247 144V143H246ZM249 144V143H248ZM1 145V142H0ZM56 145V144H55ZM126 145V144H125ZM217 145V146H216ZM220 145V143H219ZM232 145V144H231ZM238 145V144H237ZM240 145H242L240 143ZM29 146V145H28ZM101 146V148H100ZM113 146V145H112ZM123 146V145H122ZM121 146V147H122ZM235 146V145H233ZM239 146V145H238ZM243 146V145H242ZM246 146V145H245ZM252 146V145H251ZM262 146H264L262 144ZM10 147V146H9ZM9 147H7L9 149ZM43 147V146H42ZM47 147V146H46ZM80 147V146H79ZM222 147V146H221ZM230 147V146H228ZM237 147V146H236ZM24 148V147H23ZM22 148V149H23ZM130 148V147H129ZM128 148V149H129ZM234 148V147H233ZM20 149V150H22ZM29 149V148H28ZM66 149V148H65ZM121 149V148H120ZM249 149V147H248ZM3 150V149H2ZM5 150V149H4ZM122 150V149H121ZM247 150V149H246ZM1 151V150H0ZM38 151V150H37ZM43 151V150H42ZM63 151V150H62ZM84 151V150H83ZM263 151V150H262ZM13 152V151H12ZM18 152V151H17ZM228 152V151H227ZM231 152V151H230ZM247 152V151H246ZM259 152V151H258ZM257 152V153H258ZM264 152V151H263ZM2 153V152H1ZM21 153V152H20ZM6 154V153H5ZM29 154V153H28ZM33 154V152H32ZM39 154V151H38ZM52 154V153H51ZM65 153V158H66ZM69 154V153H68ZM247 154V153H246ZM246 154L243 151H240V156H246ZM255 154V153H253ZM11 156L10 154H8ZM16 155V154H15ZM19 155V154H18ZM21 155V154H20ZM61 155V153H60ZM230 155V154H229ZM248 155V154H247ZM264 155V154H263ZM262 155V156H263ZM23 156V155H22ZM27 156V155H26ZM31 156V155H30ZM34 156V155H33ZM56 156V155H55ZM59 156V155H58ZM62 156V155H61ZM95 156V155H94ZM219 156V155H218ZM222 156V155H221ZM219 156V157H221ZM37 157V156H36ZM64 157V156H63ZM261 157V156H260ZM34 158V157H33ZM38 158V157H37ZM53 158V155H52ZM92 158V157H91ZM103 158V157H102ZM244 158V157H243ZM242 158V159H243ZM259 158V157H258ZM257 158V159H258ZM264 158V156H263ZM22 159V158H21ZM20 159V160H21ZM54 159V158H53ZM62 159V158H61ZM220 159V158H219ZM233 159V158H232ZM241 159V158H240ZM260 159V158H259ZM262 159V158H261ZM260 159V160H261ZM3 160V159H2ZM24 160V159H23ZM26 160V157H25ZM24 160V161H25ZM28 160V159H27ZM36 160V159H35ZM42 160V159H41ZM52 160V159H51ZM235 160V159H234ZM4 161V160H3ZM33 161V160H32ZM58 161V160H57ZM74 161V160H72ZM71 161V162H72ZM30 162V161H29ZM98 162V161H97ZM227 162V160H226ZM242 162V163H241ZM4 163V162H0ZM7 163V162H6ZM10 163V162H9ZM26 163V162H25ZM36 163V162H35ZM1 164V165H2ZM16 164V163H15ZM70 164V163H69ZM79 164V163H78ZM30 165V164H29ZM36 165V164H34ZM84 165V164H82ZM9 166V165H8ZM28 166V164H27ZM33 166V165H32ZM39 166V164H38ZM42 166V165H41ZM68 166V165H67ZM89 166V165H88ZM37 167V166H36ZM13 168V166H12ZM15 168L18 170L21 169V164H16ZM15 169V170H16ZM28 169V168H27ZM35 170V167L32 168ZM23 170V169H22ZM26 170V169H25ZM49 171V170H48ZM31 172V171H29ZM23 173V171H22ZM51 173V172H50ZM3 174V173H2ZM1 174V175H2ZM6 174V173H5ZM8 174V173H7ZM21 174V173H20ZM28 174V173H27ZM36 174V173H34ZM91 174H93L91 176ZM15 175V174H14ZM19 175V173H18ZM25 176V175H24ZM36 176V175H35ZM50 176V175H49ZM4 177V176H3ZM16 177V176H15ZM18 177V176H17ZM26 177V176H25ZM31 177V176H29ZM2 178V177H1ZM5 178V177H4ZM11 178V177H9ZM21 178V177H20ZM23 178V177H22ZM12 179V178H11ZM39 179V178H38ZM44 179V178H43ZM33 180V179H32ZM45 181V180H44ZM43 182V181H42ZM46 182V181H45ZM165 182V181H164ZM168 182V184H169ZM8 183V181L6 182ZM83 183V182H82ZM161 183V182H160ZM167 183V182H166ZM1 184V183H0ZM14 184V183H13ZM26 184V182H25ZM29 184V183H28ZM31 184V183H30ZM29 184V185H30ZM43 184V183H42ZM8 186V184H6ZM47 184H45L43 187H45ZM62 185V186H61ZM83 185V184H82ZM170 185V184H169ZM4 186V185H3ZM13 186V185H12ZM31 186V185H30ZM29 186V187H30ZM33 186V185H32ZM36 186V185H35ZM161 186V185H160ZM178 186V185H177ZM10 187V186H9ZM17 187V186H16ZM39 187V186H38ZM81 188V187H80ZM94 188V187H93ZM159 188V187H158ZM175 188V187H172ZM11 189V188H10ZM21 189V188H18ZM85 189V188H84ZM169 189V188H168ZM13 190V189H12ZM24 190V188H23ZM42 190V189H40ZM71 190V189H69ZM81 190V189H80ZM164 190V189H163ZM162 190V191H163ZM167 190V189H166ZM26 191V190H25ZM25 191H23L25 193ZM34 191V190H33ZM45 191V190H44ZM68 191V190H67ZM74 191V190H73ZM84 191V190H83ZM95 191V190H94ZM148 191V190H147ZM30 192V191H29ZM28 192V193H29ZM38 192V191H37ZM66 192V193H65ZM117 193V191H115ZM5 193V192H4ZM7 193V192H6ZM11 193V192H10ZM31 193H33L31 191ZM42 193V192H41ZM57 193V192H56ZM65 193V194H64ZM88 193V191H87ZM94 193V192H93ZM92 193V194H93ZM9 194V193H8ZM13 194V193H12ZM15 194V193H14ZM17 194V193H16ZM52 194V193H51ZM89 194V193H88ZM91 194V195H92ZM95 194V193H94ZM156 194V193H155ZM5 195V194H3ZM38 195V194H37ZM53 195V194H52ZM55 195V194H54ZM58 195V194H57ZM67 195V194H66ZM90 195V194H89ZM97 195V194H96ZM99 195V194H98ZM106 195V194H105ZM144 195V194H143ZM6 196V195H5ZM19 196V195H18ZM23 196V195H22ZM60 196V195H59ZM69 199L72 202V206L80 209L83 205V198L79 194H69ZM159 197V195H157ZM210 196H214V199L211 201V205L209 207H205L202 204V200H205V198H210ZM15 197V196H13ZM34 197V196H33ZM36 197V196H35ZM46 197V196H45ZM61 197H64L61 195ZM86 197V195H85ZM118 197V196H117ZM153 197V196H152ZM164 197V195H163ZM3 198V196L1 197ZM18 198V197H17ZM21 198V197H19ZM57 198V196H56ZM104 198V197H103ZM106 198V197H105ZM104 198V199H105ZM114 198V197H113ZM31 199V198H30ZM33 199V198H32ZM43 199V198H42ZM47 199V198H46ZM63 199V198H61ZM65 199V198H64ZM85 199V198H84ZM95 199V198H94ZM123 199V198H122ZM15 200V199H14ZM18 200V199H16ZM29 200V199H28ZM48 200V199H47ZM96 200V199H95ZM102 200V199H101ZM109 200V199H108ZM112 200V199H111ZM116 200V199H115ZM207 200V199H206ZM30 201V200H29ZM34 202V200H31ZM103 201V200H102ZM106 201V200H104ZM1 202V201H0ZM18 202V201H17ZM112 202V201H111ZM208 202V201H207ZM23 203V202H22ZM25 203V202H24ZM46 203V202H45ZM66 203V202H65ZM64 203V204H65ZM108 203V202H107ZM117 203V202H116ZM13 204V203H12ZM12 204L9 206H12ZM28 204V202L26 203ZM32 204V203H31ZM42 204V203H41ZM40 204V205H41ZM51 204V203H50ZM67 204V203H66ZM7 205V204H6ZM18 205V204H17ZM21 205V204H20ZM25 205V204H24ZM49 205V204H48ZM63 205V204H62ZM69 205V204H68ZM88 205V204H87ZM111 205V204H110ZM127 205V204H126ZM129 205V204H128ZM29 206V205H28ZM27 206V207H28ZM120 206V205H119ZM123 206V205H122ZM23 207V205H22ZM58 207V206H57ZM92 207V206H91ZM115 207V206H114ZM12 208V207H11ZM15 208V207H14ZM24 208V207H23ZM38 208V207H37ZM46 208V207H45ZM67 208V206H66ZM65 208V209H66ZM70 208V207H68ZM87 208V207H85ZM136 208V207H135ZM7 209V208H6ZM42 209V208H41ZM93 213L96 215L100 210H106V205L104 203H100V205H97L95 208L93 207ZM117 209V208H116ZM14 210V209H13ZM25 210V209H24ZM55 210V209H54ZM69 210V209H68ZM2 211H5L2 210ZM12 211V210H11ZM21 211V210H20ZM19 211V212H20ZM26 211V210H25ZM21 211L19 217L17 220H15L14 224H10L11 232L16 236L19 234H22L24 232V228H27L26 224H24V212ZM29 211V210H28ZM41 211V210H39ZM45 211V210H44ZM63 211V210H62ZM80 211V210H79ZM30 212V211H29ZM34 212V211H33ZM66 212V211H65ZM82 212V211H81ZM8 213V212H7ZM28 213V212H27ZM36 213V212H35ZM52 213V211H51ZM74 213V212H73ZM12 214V212H11ZM26 214V213H25ZM65 214V213H64ZM69 214V213H68ZM92 214V213H91ZM90 214V215H91ZM30 215V214H28ZM36 215V214H35ZM78 215V214H77ZM80 215V214H79ZM105 215V214H103ZM13 216V215H12ZM38 216V214H37ZM88 216V215H87ZM119 214L116 213L114 210H110L106 213V218L111 223L112 226H117L118 222L116 219L118 218ZM9 217V216H8ZM14 217V216H13ZM12 217V218H13ZM35 217V216H34ZM81 217V216H80ZM93 217V216H91ZM102 217V216H101ZM15 218V217H14ZM51 218V217H50ZM53 218V217H52ZM55 218V217H54ZM60 218V217H59ZM63 218V217H62ZM68 218V217H67ZM85 218V217H84ZM103 218V217H102ZM124 218V217H123ZM154 218L156 220L155 224L152 223L151 219ZM11 219V218H10ZM9 219V220H10ZM26 219V218H25ZM32 219V218H31ZM81 219V218H80ZM89 219V218H88ZM122 219V218H121ZM3 220V219H2ZM78 220V219H76ZM90 220V219H89ZM137 220V219H136ZM7 221V220H6ZM36 221V220H35ZM49 221V220H48ZM92 221V220H90ZM5 222V221H4ZM29 222H32L29 220ZM42 222V221H41ZM59 222V221H58ZM67 222V221H66ZM71 222V221H70ZM76 222V221H75ZM13 223V222H12ZM47 223V222H46ZM95 223V222H94ZM131 223V222H130ZM211 223V222H210ZM3 226L5 225L2 223ZM8 224V225H9ZM58 224V223H57ZM90 224V223H89ZM92 224V223H91ZM128 224V223H127ZM31 225V224H30ZM83 225V224H82ZM95 225V224H94ZM178 225V226H177ZM195 225V224H194ZM9 226V227H10ZM50 226V225H48ZM92 226V225H91ZM39 227V226H38ZM60 227V224H59ZM68 227V226H67ZM75 227V226H74ZM87 227V226H86ZM95 227V226H92ZM126 227V226H125ZM131 227V226H130ZM141 224L135 225V229L141 228ZM4 228V227H3ZM54 228V227H53ZM63 228V227H61ZM69 228V227H68ZM71 228V227H70ZM84 228V227H83ZM5 229V228H4ZM51 229V228H50ZM102 229V228H101ZM8 230V229H7ZM8 230V231H9ZM37 230V227H36ZM45 230V229H44ZM57 230V229H56ZM61 230V229H60ZM88 230V228H87ZM106 230V229H105ZM7 231V234H8ZM34 230H32L33 232ZM47 231V230H45ZM51 231V230H50ZM54 231V229H53ZM59 231V230H58ZM64 231V230H63ZM67 231V230H66ZM100 231V230H99ZM175 231V230H174ZM2 232V231H1ZM4 232V231H3ZM39 232V231H38ZM41 232V231H40ZM98 232V231H97ZM121 232V231H120ZM37 233V232H36ZM48 233V232H45ZM58 233V232H57ZM64 233V232H63ZM69 233V232H68ZM76 234V232H74ZM73 233V234H74ZM31 234L30 229H27L26 236ZM38 234V233H37ZM49 234V233H48ZM47 234V235H48ZM23 235V234H22ZM21 235V236H22ZM82 235V233H81ZM80 235V236H81ZM89 235V233L87 234ZM131 235V234H130ZM1 236V235H0ZM3 236V235H2ZM20 236V237H21ZM25 237V235H23ZM52 236V235H51ZM60 236V235H59ZM91 236V235H90ZM89 236V237H90ZM116 236V235H115ZM134 236V235H133ZM200 236V235H199ZM222 236V235H221ZM19 237V236H18ZM31 237V236H30ZM42 237V236H41ZM61 237V236H60ZM64 237V236H62ZM6 238V237H5ZM11 238V237H10ZM16 238V237H15ZM22 238V237H21ZM46 238V237H45ZM80 238V237H79ZM26 239V237H25ZM43 239V238H42ZM53 239L56 242H59V237L56 233H53ZM139 239V238H138ZM4 240V239H3ZM12 240V239H11ZM15 240V239H14ZM33 240V239H32ZM89 240V238H88ZM118 240V239H117ZM117 245L120 249H125L131 244V237L126 238L122 240L119 238ZM140 240V239H139ZM6 241V240H5ZM34 241V240H33ZM37 241V240H36ZM44 241V239H43ZM42 241V242H43ZM70 241V240H69ZM100 241V240H99ZM110 241V240H109ZM189 241V240H188ZM216 241L212 234H209L205 237L202 242H200L195 250H192L185 242H183L178 235L173 236L172 234L167 239V243L169 246V250L167 252L168 260H173L177 264H185L187 260L191 259L196 264H208L207 260L208 258H211L210 264H217L215 261L214 256H217L216 250L213 246H216ZM11 242V241H10ZM63 242V241H61ZM72 242V241H71ZM89 242V241H88ZM221 242V241H220ZM5 243V242H3ZM17 243V242H16ZM15 243V245H16ZM24 243V242H23ZM33 243V242H31ZM41 243V242H40ZM45 243V241H44ZM80 244L81 242L76 240L75 244ZM83 243V242H82ZM12 244V243H11ZM107 244V243H106ZM220 244V243H219ZM24 245V244H23ZM47 245V244H46ZM54 245V244H53ZM87 245V244H86ZM101 245V243H100ZM42 246V245H41ZM57 246V245H56ZM61 246V245H60ZM67 246V245H66ZM154 246V245H153ZM220 246V245H219ZM18 247V246H17ZM49 247V246H48ZM47 247V249H48ZM52 247V246H51ZM50 247V248H51ZM74 248V246H71ZM101 247V246H100ZM138 249V260L139 264H145L148 257H156L157 253L152 254L151 256H147L146 254V242L145 241H139L137 244ZM167 247V246H166ZM7 248V247H6ZM26 248V247H25ZM41 249V247H39ZM67 248V247H66ZM69 248V247H68ZM72 248V249H73ZM263 248V246H262ZM43 249V247H42ZM109 249V248H108ZM8 250V249H7ZM24 250V249H23ZM38 250V249H37ZM99 250V249H98ZM44 251V250H43ZM42 251V252H43ZM52 251V250H51ZM54 251V249H53ZM60 251V250H59ZM86 251V250H85ZM118 251V250H117ZM124 251V250H123ZM128 251V250H127ZM157 251V250H156ZM37 252V251H36ZM68 253L67 251H65ZM103 252V251H102ZM107 252V251H106ZM116 252V251H115ZM7 254V252H4ZM25 253V252H24ZM47 253V252H46ZM53 253V252H52ZM79 253V252H78ZM165 253V252H164ZM23 254V253H22ZM64 253L58 254L56 252V257L61 258L60 255H63ZM70 254V253H69ZM93 254V253H92ZM160 254V253H159ZM219 254V253H218ZM18 255V254H17ZM24 255V254H23ZM39 255V254H38ZM47 255V254H46ZM116 255V254H115ZM164 255V254H163ZM225 255V254H224ZM264 255V254H263ZM7 256V255H6ZM50 256V255H49ZM103 254V258H104ZM118 256V255H117ZM8 257V256H7ZM33 257V256H32ZM51 257V256H50ZM65 257V256H64ZM73 257V256H72ZM102 257V256H101ZM107 258V256H105ZM129 257V256H128ZM126 260V264H136L135 260L133 258H130ZM18 258V257H17ZM35 258V257H34ZM47 259V257H45ZM100 258V257H99ZM151 258V259H152ZM217 258V257H216ZM4 259V258H3ZM11 259V258H10ZM13 259V258H12ZM36 259V258H35ZM44 259V258H43ZM52 259V258H51ZM92 259V258H90ZM95 259V258H94ZM102 259V258H101ZM116 259V258H115ZM14 260V259H13ZM27 260V259H26ZM38 260V259H37ZM49 260V259H48ZM64 260V259H63ZM215 260V261H214ZM22 261V260H21ZM102 261V260H101ZM117 261V260H116ZM152 261V260H151ZM2 262V261H0ZM6 262V261H5ZM8 262V260H7ZM13 262V261H12ZM16 262V261H14ZM19 262V261H18ZM48 262V261H47ZM57 262V261H56ZM88 262V261H87ZM105 262L104 260L102 261ZM111 262V261H110ZM192 262V261H191ZM17 263V262H16ZM69 263V262H68ZM99 263V262H98ZM102 263V264H103ZM109 263V260H108ZM112 263H114L112 261ZM221 263H223L221 261ZM236 263V262H235ZM6 264V263H5ZM40 264V263H39ZM91 264V263H90ZM107 264V263H106ZM117 264V262H116ZM146 264H149V262H146ZM156 264V263H155ZM167 264V263H166ZM220 264V263H219Z\"/></svg>","mask_w":264,"mask_h":264}]
</instances>
